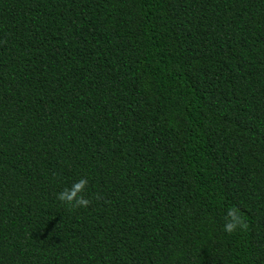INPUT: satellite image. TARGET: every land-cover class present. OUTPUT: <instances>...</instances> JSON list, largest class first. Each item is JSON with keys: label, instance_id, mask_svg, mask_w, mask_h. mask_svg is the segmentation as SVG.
Segmentation results:
<instances>
[{"label": "trees", "instance_id": "16d2710c", "mask_svg": "<svg viewBox=\"0 0 264 264\" xmlns=\"http://www.w3.org/2000/svg\"><path fill=\"white\" fill-rule=\"evenodd\" d=\"M0 264H264V0H0Z\"/></svg>", "mask_w": 264, "mask_h": 264}, {"label": "clouds", "instance_id": "9594fccd", "mask_svg": "<svg viewBox=\"0 0 264 264\" xmlns=\"http://www.w3.org/2000/svg\"><path fill=\"white\" fill-rule=\"evenodd\" d=\"M85 182L86 181L82 180L80 182V185L76 186L77 190ZM57 199L62 200V201L65 199L71 200V196L65 197L64 193H58ZM78 203L81 207H83V206H86L89 203V201L82 199V200L78 201ZM227 217H228V219H227L226 223L223 225V231H225L226 233L231 234L234 231H236L238 228L244 229L247 227V225L243 222V218H242L239 210L236 209L235 207H229L227 209Z\"/></svg>", "mask_w": 264, "mask_h": 264}]
</instances>
